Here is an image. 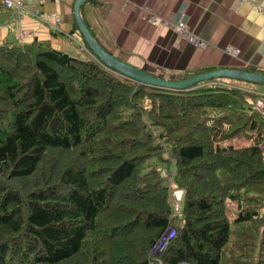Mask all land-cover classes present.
Masks as SVG:
<instances>
[{
  "label": "trees",
  "instance_id": "obj_1",
  "mask_svg": "<svg viewBox=\"0 0 264 264\" xmlns=\"http://www.w3.org/2000/svg\"><path fill=\"white\" fill-rule=\"evenodd\" d=\"M252 84L166 90L49 41L0 42V264H264V95Z\"/></svg>",
  "mask_w": 264,
  "mask_h": 264
},
{
  "label": "crops",
  "instance_id": "obj_2",
  "mask_svg": "<svg viewBox=\"0 0 264 264\" xmlns=\"http://www.w3.org/2000/svg\"><path fill=\"white\" fill-rule=\"evenodd\" d=\"M74 2L23 0L21 12L0 5V42L37 39L75 57H93L76 27ZM259 9L264 10V0H88L81 15L106 50L150 73L178 75L205 68L249 67L264 73V11ZM178 14L185 15L190 30L204 45L195 46L172 28L149 21L150 15L173 21ZM57 18L59 29L52 26ZM20 28L34 37L21 40ZM229 47L239 54H229ZM227 207L233 220L237 204L228 201Z\"/></svg>",
  "mask_w": 264,
  "mask_h": 264
},
{
  "label": "water",
  "instance_id": "obj_3",
  "mask_svg": "<svg viewBox=\"0 0 264 264\" xmlns=\"http://www.w3.org/2000/svg\"><path fill=\"white\" fill-rule=\"evenodd\" d=\"M87 2L88 0H75L74 18L76 27L80 31L88 49L92 55L100 60V62L107 68L129 78L130 80L143 85L173 91H187L193 89L195 85L201 82L216 78H228L264 86V73L250 72L244 69L222 68L197 73L186 78H183L182 76L178 78H166L137 68L114 56L97 41L81 15V9Z\"/></svg>",
  "mask_w": 264,
  "mask_h": 264
},
{
  "label": "built area",
  "instance_id": "obj_4",
  "mask_svg": "<svg viewBox=\"0 0 264 264\" xmlns=\"http://www.w3.org/2000/svg\"><path fill=\"white\" fill-rule=\"evenodd\" d=\"M0 5L2 7H4L5 9L9 10V9H14V10H18L19 12L24 10V6H23V0H0ZM259 11H264L262 9H259ZM32 14L36 17H41L38 15V12H32ZM149 21L150 23H152L153 25H163V26H168L170 28H172V30L181 38L187 40L189 43L195 45V46H200V45H204L205 42L203 40H201L198 36H196L189 28L185 15L183 14H178L175 18H173L172 20H166L163 18H160L157 15H150L149 16ZM60 20L59 18H57L56 23L54 25H52L55 29H59V24ZM34 37V33L25 29L20 28L19 31V38L21 40L24 39H28V38H33ZM226 51L234 56H237L239 54L238 50L234 49V48H227ZM117 76H119L120 78H127L117 72H115ZM129 79V78H127ZM218 84L217 82L213 83ZM162 172L167 173V169L162 168L161 169ZM182 197H183V190L178 188V189H173L171 192V203H172V207L173 210L176 214H179L181 211L180 208V203L182 201ZM175 237V230L173 228L168 229L160 238L159 240L156 242V244L154 245V247L152 248L151 251V259L152 261H160V256L162 255V253L164 252L165 248L168 246V244L171 242V240ZM181 264H188V263H181Z\"/></svg>",
  "mask_w": 264,
  "mask_h": 264
},
{
  "label": "rangeland",
  "instance_id": "obj_5",
  "mask_svg": "<svg viewBox=\"0 0 264 264\" xmlns=\"http://www.w3.org/2000/svg\"><path fill=\"white\" fill-rule=\"evenodd\" d=\"M158 75L164 76L166 78H170V77L178 78V77L182 76V74H178V75H176V74L175 75H167V74H161V73L158 74ZM212 83H214V82H212ZM250 87L253 88V89L261 90V91L264 92V86L263 85H253L252 84V85H250ZM262 95H264V94H262ZM258 106L264 112V99L258 100ZM226 143H230V144H233V145L238 146V145L249 144L250 142L248 140H246L245 138H242V139H235L233 141H229V142H226Z\"/></svg>",
  "mask_w": 264,
  "mask_h": 264
},
{
  "label": "bare ground",
  "instance_id": "obj_6",
  "mask_svg": "<svg viewBox=\"0 0 264 264\" xmlns=\"http://www.w3.org/2000/svg\"><path fill=\"white\" fill-rule=\"evenodd\" d=\"M21 236V235H20Z\"/></svg>",
  "mask_w": 264,
  "mask_h": 264
}]
</instances>
